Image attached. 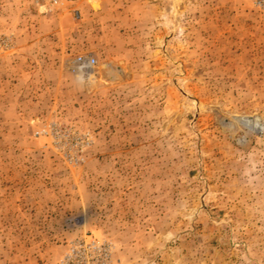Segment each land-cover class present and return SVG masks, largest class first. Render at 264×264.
Returning a JSON list of instances; mask_svg holds the SVG:
<instances>
[{"label": "rangeland", "instance_id": "rangeland-1", "mask_svg": "<svg viewBox=\"0 0 264 264\" xmlns=\"http://www.w3.org/2000/svg\"><path fill=\"white\" fill-rule=\"evenodd\" d=\"M73 8L0 0V264H264V0Z\"/></svg>", "mask_w": 264, "mask_h": 264}, {"label": "built area", "instance_id": "built-area-1", "mask_svg": "<svg viewBox=\"0 0 264 264\" xmlns=\"http://www.w3.org/2000/svg\"><path fill=\"white\" fill-rule=\"evenodd\" d=\"M43 8L69 6L72 12L78 18L79 11L73 8L77 0H32ZM78 70L83 75H90V72L97 64L92 55H81L75 59ZM111 263V245L101 242L92 237L90 241L82 245L71 246L68 251L55 264H110Z\"/></svg>", "mask_w": 264, "mask_h": 264}]
</instances>
